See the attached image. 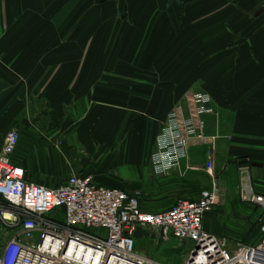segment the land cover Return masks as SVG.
<instances>
[{"label": "crops", "instance_id": "1", "mask_svg": "<svg viewBox=\"0 0 264 264\" xmlns=\"http://www.w3.org/2000/svg\"><path fill=\"white\" fill-rule=\"evenodd\" d=\"M192 91L212 97L214 113L198 118L217 137L215 177L197 139L179 168L158 174L157 136L172 109L188 113ZM11 129L23 145L12 159L51 188L91 175L166 211L190 200L185 182L172 191V174L201 190L216 183L204 228L231 250L255 246L263 210L241 184L249 177L264 195V0H0V153ZM170 242L153 235L137 252L166 264L155 252ZM174 243L165 251L177 257L191 247Z\"/></svg>", "mask_w": 264, "mask_h": 264}, {"label": "built area", "instance_id": "2", "mask_svg": "<svg viewBox=\"0 0 264 264\" xmlns=\"http://www.w3.org/2000/svg\"><path fill=\"white\" fill-rule=\"evenodd\" d=\"M189 111L172 109L156 139L152 163L158 174L170 173L188 158L192 140L209 143L207 173L215 177L213 154L217 137L204 134L203 115L214 113L209 93L192 91ZM20 135L11 129L0 153V221L13 231L0 251V264H162L137 252L140 228L156 229L164 241L191 243L183 264H264V195L242 179L243 198L263 210L261 239L236 250L204 228V219L219 202V189L201 191L197 200H179L169 210L148 213L141 193L99 185L91 175L72 174L51 188L30 182L12 161ZM198 170L196 168H192Z\"/></svg>", "mask_w": 264, "mask_h": 264}, {"label": "rangeland", "instance_id": "3", "mask_svg": "<svg viewBox=\"0 0 264 264\" xmlns=\"http://www.w3.org/2000/svg\"><path fill=\"white\" fill-rule=\"evenodd\" d=\"M153 235L158 237L160 235V232L156 229H147V230L141 231L139 233V237H138L139 239L137 240V243H138L137 246L139 245L141 248L147 247V249L150 252V236H153ZM12 236H13V231L1 229V231H0V250L4 245H6L8 243V241L12 238ZM173 241L175 242L177 240L173 239ZM174 242H170L169 245L167 243L166 247H163L162 249H160V247H159L158 248L159 250L157 252H155V253H158V254H156V256L158 258H161V260L164 261V263H166V264H183V256L177 257L176 255L165 251L168 248L172 250L173 246H175V245L178 246V244H175ZM186 247H187V245H182L181 250L183 252H185L187 250Z\"/></svg>", "mask_w": 264, "mask_h": 264}, {"label": "trees", "instance_id": "4", "mask_svg": "<svg viewBox=\"0 0 264 264\" xmlns=\"http://www.w3.org/2000/svg\"><path fill=\"white\" fill-rule=\"evenodd\" d=\"M21 146H23L22 144L20 145V143H18V146H17V148H16V151H15V153L17 154H19V151H20V148H21ZM25 147H22V152H24L25 153ZM18 151V152H17ZM12 161L16 164V165H18V166H21L16 160H13L12 159ZM170 181V184H171V188H172V191H175L176 189H178V187L180 186H182L181 184H183L184 182H185V184H186V198H188V199H190V200H196L197 198V196L200 194V192L202 191L201 189H200V186H199V184H196V183H194V182H190V181H188V180H186V181H184L183 179H181V178H179L178 176H177V174H172L171 176H170V178H169V180H168V182ZM99 185H102V184H99ZM182 189V188H181ZM180 199H184L185 197H183V195L182 196H180L179 197ZM140 202H141V208H142V210L143 211H145V212H148V213H158V212H163V211H156L155 209H150V193H148V194H146V193H144L143 195H142V198H141V200H140ZM214 210V209H213ZM212 210V211H213ZM211 211V212H212ZM209 214V213H208ZM259 230H260V232H261V226H260V228H259ZM261 239V238H260ZM260 239H259V241H260Z\"/></svg>", "mask_w": 264, "mask_h": 264}]
</instances>
